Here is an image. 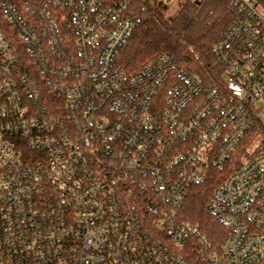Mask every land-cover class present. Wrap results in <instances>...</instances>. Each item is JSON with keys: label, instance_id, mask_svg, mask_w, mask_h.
<instances>
[{"label": "built area", "instance_id": "built-area-1", "mask_svg": "<svg viewBox=\"0 0 264 264\" xmlns=\"http://www.w3.org/2000/svg\"><path fill=\"white\" fill-rule=\"evenodd\" d=\"M130 1L0 0V264H264V144L241 151L263 116L264 0H230L214 85L167 52L118 68ZM227 167L207 206L219 258L179 210Z\"/></svg>", "mask_w": 264, "mask_h": 264}, {"label": "trees", "instance_id": "trees-1", "mask_svg": "<svg viewBox=\"0 0 264 264\" xmlns=\"http://www.w3.org/2000/svg\"><path fill=\"white\" fill-rule=\"evenodd\" d=\"M102 1L114 3L118 0ZM175 2L176 10L170 14V5L130 1L128 13L137 20V25L127 44L120 49L116 65L125 72L134 73L160 53L167 52L173 55L176 67L195 75L204 84L214 85L221 80V70L213 54V45L233 23L238 10L230 0ZM256 141L264 144L261 121L243 141L241 151ZM229 170L228 167L212 170L202 183L192 185L179 210L181 220L198 224L212 247L219 250L223 248L228 229L209 213L207 206Z\"/></svg>", "mask_w": 264, "mask_h": 264}, {"label": "rangeland", "instance_id": "rangeland-1", "mask_svg": "<svg viewBox=\"0 0 264 264\" xmlns=\"http://www.w3.org/2000/svg\"><path fill=\"white\" fill-rule=\"evenodd\" d=\"M175 10H176V2L175 1H173L171 4H170V10H169V12H170V14H173L174 12H175ZM257 107L260 109V111L263 113V116H262V118H261V122H262V124H264V99H260L259 101H258V104H257ZM256 129V128H255ZM225 244V243H224ZM223 247H224V245H223ZM216 250V252L218 253V256H219V258H223V254H224V249L222 250V249H215Z\"/></svg>", "mask_w": 264, "mask_h": 264}]
</instances>
